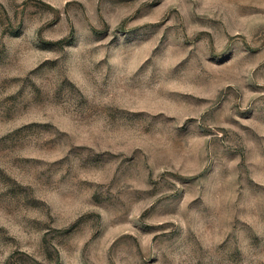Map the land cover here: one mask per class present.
Listing matches in <instances>:
<instances>
[{
  "label": "rangeland",
  "instance_id": "374dc122",
  "mask_svg": "<svg viewBox=\"0 0 264 264\" xmlns=\"http://www.w3.org/2000/svg\"><path fill=\"white\" fill-rule=\"evenodd\" d=\"M0 264H264V0H0Z\"/></svg>",
  "mask_w": 264,
  "mask_h": 264
}]
</instances>
